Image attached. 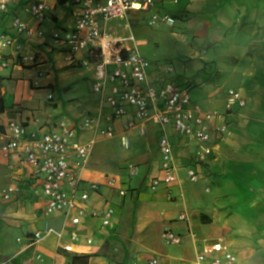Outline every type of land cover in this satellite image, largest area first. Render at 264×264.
I'll return each instance as SVG.
<instances>
[{
	"label": "crops",
	"instance_id": "0c3cea01",
	"mask_svg": "<svg viewBox=\"0 0 264 264\" xmlns=\"http://www.w3.org/2000/svg\"><path fill=\"white\" fill-rule=\"evenodd\" d=\"M25 1L19 0L12 12L36 25L21 8ZM68 11L56 6L43 28L68 24ZM154 12L173 16L175 34L191 49L187 61H193V66L189 75L175 68L177 85H188L192 100L204 109L224 112L229 89L240 91L246 106L227 116L228 131L221 138L214 136L213 153L203 165L196 166V147L172 132L179 182L171 186L163 184L152 190L148 182L159 174L161 161V129L154 124H148L145 134L137 129L127 132L131 140L128 151L134 153L117 164L118 171L95 166L93 149L83 172L85 179L96 181L109 174L127 180L124 166L128 162L137 164L139 173L124 183V197L113 189L101 190L102 197L115 207L116 216L109 229L99 230V220L89 221L85 233L94 242L84 247L86 254L80 256L59 250L57 233L66 225L64 215H46L18 160L0 156V244L8 249L9 242L21 243L9 253L0 248V264H150L155 256L159 264H194L202 247L219 237L227 240L238 264H264V0H156L146 13ZM12 17L13 13L4 19L0 15V29L10 34ZM123 21L112 23L117 36L132 34L131 24L125 27ZM134 39L139 49L142 42ZM18 41L24 54L36 56V63H21L14 48L0 50L9 59L8 68L0 67V141L5 140L10 121L32 130L50 128L61 121L78 122L98 108L97 95L86 99L79 92L81 79L90 83L95 78L92 69L70 64L49 40L34 36L18 37ZM213 49L220 52L217 57L209 55ZM209 66L216 79L207 71ZM150 74L157 84L163 83L165 74L155 66ZM194 90L202 94L200 98L194 96ZM124 122H116L112 139L99 140L96 145L115 140L122 148ZM191 167L200 173L195 182L187 177ZM13 183L20 191L6 200L3 191ZM93 199L99 198L94 195ZM182 214L187 219L181 220ZM49 228L51 233L29 246L35 232ZM168 229L182 236L180 244L163 240ZM73 257L79 258L74 261Z\"/></svg>",
	"mask_w": 264,
	"mask_h": 264
},
{
	"label": "built area",
	"instance_id": "2783aa9c",
	"mask_svg": "<svg viewBox=\"0 0 264 264\" xmlns=\"http://www.w3.org/2000/svg\"><path fill=\"white\" fill-rule=\"evenodd\" d=\"M52 1V5L50 0H26L22 4V10L36 22L31 25L12 12L19 0H0L2 19L13 13L10 23L13 34L0 29V50L14 48L21 63L34 65L36 56L22 52L18 37L30 39L37 36L51 41L52 47L63 52L70 64L95 72L91 89L99 98V106L78 122L61 121L50 128L32 130L24 123L10 121L6 126L5 140L0 141V156L18 160L32 192L43 202L46 215H64L66 225L57 233L61 241L59 250L69 256H80L86 254L83 248L94 242V238L85 233L89 221L99 220V230L109 229L116 216L115 207L102 197L101 190L113 189L124 197L127 195L124 183L139 173L138 165L128 162L124 166L127 180L109 174H102L96 181L83 176L96 143L115 136L117 121L125 120L121 136L124 150L131 148L129 130L137 129L145 134L149 123L160 127L159 174L148 181L150 188L156 190L160 185L171 186L179 182V168L170 139L172 132L196 147V166L203 165L213 153L214 136L221 138L228 131L227 116L236 108H244L247 101L240 91L229 89L224 112L204 109L192 100L188 85H177L173 67L151 64L140 53L132 34L117 36L114 33V21L128 20L131 12H147L155 6L156 0ZM56 6L69 10L68 24L46 30L44 23L52 19L51 11ZM150 18L151 24L172 26L175 23L169 14L154 12ZM128 25L127 22L125 27ZM152 66L165 74L163 83L157 84L151 77ZM0 67H9V59L2 54ZM49 98L52 99L53 95ZM216 120L221 122L216 124ZM187 177L195 182L200 173L191 167L187 170ZM19 191V185L13 183L2 195L9 200ZM94 195L99 199H93ZM180 219L185 220L187 216L182 214ZM52 231L49 228L45 232H35L29 246ZM163 240L177 245L182 236L168 229L163 232ZM159 262L157 256L150 259V264ZM194 264H238V258L227 240L219 237L202 247Z\"/></svg>",
	"mask_w": 264,
	"mask_h": 264
},
{
	"label": "rangeland",
	"instance_id": "374dc122",
	"mask_svg": "<svg viewBox=\"0 0 264 264\" xmlns=\"http://www.w3.org/2000/svg\"><path fill=\"white\" fill-rule=\"evenodd\" d=\"M151 14L146 12H131L129 19L124 20L123 23L129 22L132 26V34L135 36L137 41L142 43L139 45L140 53L147 58L151 64H161L162 66H171L174 69L183 71L189 75L193 65V61H187L189 58L187 55L190 53L189 45L180 39L175 32H177L174 26L168 24H151ZM175 29V30H174ZM130 34V33H128ZM217 57L220 52L218 49L210 51L209 55ZM207 71L212 75V79H216L217 75L215 70L213 71L212 66L206 68ZM213 72V73H211ZM91 73V72H90ZM89 73V74H90ZM82 85L79 92L82 93L84 98L91 99L96 94L91 89V82L83 78L81 79ZM196 98H200L202 94L199 91H193ZM115 140L100 141L94 147V162L95 166L100 168H106L108 171H118V163L122 164L129 157H132L133 151L123 150L120 146L115 144ZM125 171L120 168V172ZM124 171V172H123ZM21 245L18 241L9 242V248L0 244L2 252L9 253L14 251Z\"/></svg>",
	"mask_w": 264,
	"mask_h": 264
},
{
	"label": "trees",
	"instance_id": "16d2710c",
	"mask_svg": "<svg viewBox=\"0 0 264 264\" xmlns=\"http://www.w3.org/2000/svg\"><path fill=\"white\" fill-rule=\"evenodd\" d=\"M0 85H1V78H0ZM1 99V98H0ZM2 100V99H1ZM1 111H3V107H2V109H1ZM74 258V261L76 260V259H78L79 257H73Z\"/></svg>",
	"mask_w": 264,
	"mask_h": 264
}]
</instances>
